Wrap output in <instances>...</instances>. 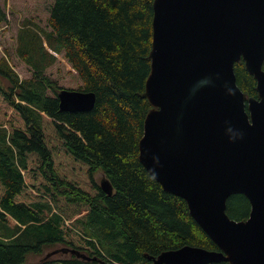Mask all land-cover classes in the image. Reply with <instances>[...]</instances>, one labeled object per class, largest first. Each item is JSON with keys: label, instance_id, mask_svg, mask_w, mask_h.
Returning <instances> with one entry per match:
<instances>
[{"label": "trees", "instance_id": "obj_1", "mask_svg": "<svg viewBox=\"0 0 264 264\" xmlns=\"http://www.w3.org/2000/svg\"><path fill=\"white\" fill-rule=\"evenodd\" d=\"M154 1L54 0L51 31L29 19L21 24L16 53L31 78L0 60V264H153L151 258L187 246L219 250L187 203L166 192L139 159L153 109L144 94ZM6 9L0 4V31ZM55 54L81 80L77 92L96 95L93 110L60 109V93L75 90L48 75ZM235 74L246 96L258 98L244 61ZM98 172L112 185L111 196ZM250 213L245 196L230 197L232 220ZM56 246L91 261L45 255ZM31 255L43 259L32 263Z\"/></svg>", "mask_w": 264, "mask_h": 264}, {"label": "water", "instance_id": "obj_2", "mask_svg": "<svg viewBox=\"0 0 264 264\" xmlns=\"http://www.w3.org/2000/svg\"><path fill=\"white\" fill-rule=\"evenodd\" d=\"M153 8L144 94L153 109L139 159L187 203L219 248L187 246L151 258L153 264H264V0H155ZM241 61L257 81L258 98L238 86ZM59 98L63 112L96 104L94 93L63 91ZM101 188L113 194L108 179ZM235 195L251 205L246 221L227 214ZM60 252L91 261L76 250Z\"/></svg>", "mask_w": 264, "mask_h": 264}, {"label": "rangeland", "instance_id": "obj_3", "mask_svg": "<svg viewBox=\"0 0 264 264\" xmlns=\"http://www.w3.org/2000/svg\"><path fill=\"white\" fill-rule=\"evenodd\" d=\"M53 2L54 0H0V4L4 8L6 6V10L9 12V20L7 24L2 26L3 29L0 31V60L5 59L22 79L31 78L32 73L28 71V67L25 63H22L17 56L16 37L18 31L21 24L26 19L34 21L47 31H51L48 26V20L49 9ZM56 56L58 57V63L48 70V75L54 78V80H57L63 88L79 91L82 87V82L78 75L62 55ZM96 179L101 187L102 181L106 178L103 173L98 172ZM63 248L65 247L56 246L50 248L46 251L45 255L50 252L60 251ZM66 257H68V255L60 254L57 258L64 259ZM42 259L43 258L31 255L32 263H39Z\"/></svg>", "mask_w": 264, "mask_h": 264}, {"label": "clouds", "instance_id": "obj_4", "mask_svg": "<svg viewBox=\"0 0 264 264\" xmlns=\"http://www.w3.org/2000/svg\"><path fill=\"white\" fill-rule=\"evenodd\" d=\"M206 83H210L211 81L210 80H207V81H205Z\"/></svg>", "mask_w": 264, "mask_h": 264}]
</instances>
